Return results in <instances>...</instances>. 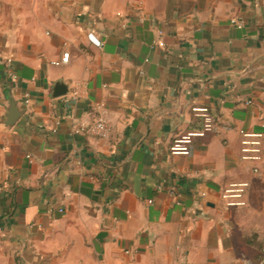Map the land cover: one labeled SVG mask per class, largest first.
I'll list each match as a JSON object with an SVG mask.
<instances>
[{"label": "crops", "instance_id": "obj_1", "mask_svg": "<svg viewBox=\"0 0 264 264\" xmlns=\"http://www.w3.org/2000/svg\"><path fill=\"white\" fill-rule=\"evenodd\" d=\"M263 51L264 0H0V264H264V63L195 84Z\"/></svg>", "mask_w": 264, "mask_h": 264}, {"label": "water", "instance_id": "obj_2", "mask_svg": "<svg viewBox=\"0 0 264 264\" xmlns=\"http://www.w3.org/2000/svg\"><path fill=\"white\" fill-rule=\"evenodd\" d=\"M261 63H264V51L261 56L257 57L252 62L242 66L237 71L227 72L221 75L207 78L206 80L197 81V83L195 84H204L209 81L232 82L234 79L241 77L243 74H245L248 71H251ZM65 95H66V88L62 86L60 83L55 84L52 89V98L53 99L61 98ZM7 102H8V108L4 115V119L1 123L4 129L12 128L16 124V122L20 119L21 115L24 112L22 109H18L16 104L13 103L11 100H7ZM104 237H105L104 234H100L98 235V240H101Z\"/></svg>", "mask_w": 264, "mask_h": 264}, {"label": "built area", "instance_id": "obj_3", "mask_svg": "<svg viewBox=\"0 0 264 264\" xmlns=\"http://www.w3.org/2000/svg\"><path fill=\"white\" fill-rule=\"evenodd\" d=\"M67 60H68V56L67 55H63L60 63L62 65L63 64H66L67 63ZM56 65H58V64H56ZM184 143H188V141H186ZM177 152L186 154V150H184V149H178ZM59 213H61V212L59 211ZM263 255H264V252H263Z\"/></svg>", "mask_w": 264, "mask_h": 264}, {"label": "trees", "instance_id": "obj_4", "mask_svg": "<svg viewBox=\"0 0 264 264\" xmlns=\"http://www.w3.org/2000/svg\"><path fill=\"white\" fill-rule=\"evenodd\" d=\"M199 125H200V121L196 120V118H194L193 124L191 126V130H193V131L199 130L200 129V127H198Z\"/></svg>", "mask_w": 264, "mask_h": 264}]
</instances>
